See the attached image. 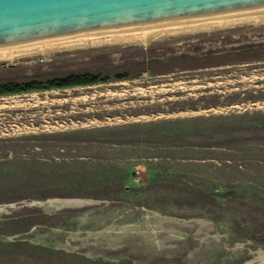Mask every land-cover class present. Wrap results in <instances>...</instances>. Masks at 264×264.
I'll use <instances>...</instances> for the list:
<instances>
[{
    "label": "rangeland",
    "instance_id": "374dc122",
    "mask_svg": "<svg viewBox=\"0 0 264 264\" xmlns=\"http://www.w3.org/2000/svg\"><path fill=\"white\" fill-rule=\"evenodd\" d=\"M257 24L0 61L131 76L0 100V264H264Z\"/></svg>",
    "mask_w": 264,
    "mask_h": 264
},
{
    "label": "water",
    "instance_id": "95a60500",
    "mask_svg": "<svg viewBox=\"0 0 264 264\" xmlns=\"http://www.w3.org/2000/svg\"><path fill=\"white\" fill-rule=\"evenodd\" d=\"M264 17V0H0V55Z\"/></svg>",
    "mask_w": 264,
    "mask_h": 264
},
{
    "label": "trees",
    "instance_id": "16d2710c",
    "mask_svg": "<svg viewBox=\"0 0 264 264\" xmlns=\"http://www.w3.org/2000/svg\"><path fill=\"white\" fill-rule=\"evenodd\" d=\"M144 65L143 63L138 64ZM146 65V64H145ZM148 66V65H147ZM128 73L115 74L113 77L103 76L99 72H73L69 74H57L47 77H27L22 80H1L0 97L10 95H22L26 93L42 92L58 89H73V87H89L110 81L112 78L117 81L128 79Z\"/></svg>",
    "mask_w": 264,
    "mask_h": 264
},
{
    "label": "bare ground",
    "instance_id": "6f19581e",
    "mask_svg": "<svg viewBox=\"0 0 264 264\" xmlns=\"http://www.w3.org/2000/svg\"><path fill=\"white\" fill-rule=\"evenodd\" d=\"M256 24V23H264V17L262 18H252V19H247V20H240V21H231L228 23H215V25H203V26H199V27H192V28H183V29H179V30H167V32H154L152 34H142V35H136V36H130V37H120L117 39H105L104 41H93V42H88V43H80V44H72V45H68V46H57L56 48H44L41 50H32V51H25V52H19V53H9L7 55H0V61H12L18 58H22L25 57L27 55H32V54H36V53H41V51H48V50H61V49H70L76 46H88V45H104V44H124V43H145L148 40H153L154 38L157 39V37L161 36L163 37V35H167V34H175V33H182L183 32H196L199 30H213L215 28H223L224 27H231V25H240V24ZM257 24V25H258ZM176 34V35H178ZM180 34V35H182ZM166 37V36H165ZM163 39V38H162ZM49 52V51H48ZM39 53V54H40ZM44 53V52H43ZM218 110V109H217ZM215 110V111H217Z\"/></svg>",
    "mask_w": 264,
    "mask_h": 264
},
{
    "label": "crops",
    "instance_id": "0c3cea01",
    "mask_svg": "<svg viewBox=\"0 0 264 264\" xmlns=\"http://www.w3.org/2000/svg\"><path fill=\"white\" fill-rule=\"evenodd\" d=\"M73 88H75V87H73ZM76 88H79V87H76ZM58 90H69V89H58ZM58 90H48V91H58ZM42 92H47V91H42ZM42 92H40V93H42ZM38 93H39V92H38ZM26 94H30V93H26ZM26 94H22V95L3 96V97H0V100H4V99L10 98V97L26 96Z\"/></svg>",
    "mask_w": 264,
    "mask_h": 264
}]
</instances>
